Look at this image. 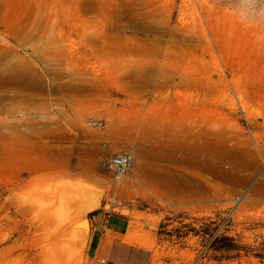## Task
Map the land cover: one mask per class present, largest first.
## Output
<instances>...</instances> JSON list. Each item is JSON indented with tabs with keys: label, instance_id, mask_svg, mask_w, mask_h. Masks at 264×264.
I'll return each instance as SVG.
<instances>
[{
	"label": "rangeland",
	"instance_id": "374dc122",
	"mask_svg": "<svg viewBox=\"0 0 264 264\" xmlns=\"http://www.w3.org/2000/svg\"><path fill=\"white\" fill-rule=\"evenodd\" d=\"M0 32V264L55 263L31 217L84 173L152 264H264V0H0Z\"/></svg>",
	"mask_w": 264,
	"mask_h": 264
},
{
	"label": "bare ground",
	"instance_id": "6f19581e",
	"mask_svg": "<svg viewBox=\"0 0 264 264\" xmlns=\"http://www.w3.org/2000/svg\"><path fill=\"white\" fill-rule=\"evenodd\" d=\"M138 169H139L140 176L144 180H146L147 176L149 175L147 173V171H149L147 164L145 162L140 163ZM59 175L63 177H69L71 173L68 171H60ZM82 175H83L82 178H78L76 182L71 181V178H70V182L68 181L69 180L68 178H67L68 179L67 181L60 180L62 182L60 185H63L62 186L63 189L60 187L61 192L59 193H57L58 190L53 191V195H56L60 202L58 203V200H55L56 203L59 204V209H60V210L58 209L59 213L53 215L56 212L54 211V208L56 210V206H58V205H54L53 203L54 212H52L50 209H44L42 212H40V214L34 213L35 215L32 214L34 215V217H31L32 219L31 221L33 222L34 225H36V227L38 228L40 227L42 229L44 226L46 227L49 226V228H51V230L49 231L50 235L48 236V242L46 245L48 244L51 245L50 249L52 250L53 260L55 261L56 264H85L86 263L85 262L86 260L85 261L83 260L84 257L82 258L80 245L85 243L88 237V234H89V227L87 228L85 226L87 224L84 221V219L82 217H79L75 212H77L81 208L91 203H93L94 204L93 206H95L98 203L100 193L104 190L105 184L101 180H99L97 177H95L94 175L86 174V173ZM77 183H79V186L80 185L84 186L85 190L79 192L77 189L78 186H76ZM50 184L52 183L50 182ZM184 184H187V185L189 184L191 186L190 191H192L191 190L192 183H190L189 180L182 182V184L180 182L174 183V184L171 183L170 186L173 188H180V185L184 186ZM180 189H182V187ZM47 191L50 192V190H47ZM51 191H52V188H51ZM48 196H50V194ZM50 203L48 204L50 205ZM31 209L33 208L31 207Z\"/></svg>",
	"mask_w": 264,
	"mask_h": 264
},
{
	"label": "crops",
	"instance_id": "0c3cea01",
	"mask_svg": "<svg viewBox=\"0 0 264 264\" xmlns=\"http://www.w3.org/2000/svg\"><path fill=\"white\" fill-rule=\"evenodd\" d=\"M163 176L169 187L171 183L180 182L176 180L173 173H165ZM187 180L189 179L182 182ZM189 182L191 183L190 180ZM181 187L188 192L191 186L184 184V186L180 185ZM145 233L147 232L140 230L131 219L125 216L99 211L91 216L88 253L94 259L107 264H152L153 248L139 236Z\"/></svg>",
	"mask_w": 264,
	"mask_h": 264
},
{
	"label": "built area",
	"instance_id": "2783aa9c",
	"mask_svg": "<svg viewBox=\"0 0 264 264\" xmlns=\"http://www.w3.org/2000/svg\"><path fill=\"white\" fill-rule=\"evenodd\" d=\"M133 156L129 152H119L114 154L110 160V168L116 174L117 177L125 175L133 165ZM117 203V199L110 197L107 205L103 208L105 211H109L114 208Z\"/></svg>",
	"mask_w": 264,
	"mask_h": 264
},
{
	"label": "water",
	"instance_id": "95a60500",
	"mask_svg": "<svg viewBox=\"0 0 264 264\" xmlns=\"http://www.w3.org/2000/svg\"><path fill=\"white\" fill-rule=\"evenodd\" d=\"M71 179H72V181L73 180H78L76 177H71ZM75 181V182H76ZM62 183V182H57V183H53V187L55 186V187H57L58 189V193L59 192H61V189L59 188V186L63 189V185L61 186L60 184ZM69 184V183H68ZM72 184V183H71ZM76 186H78V191L80 192V191H83V190H85V188H84V186H79V183H77L76 184ZM66 189H68V188H66ZM65 190V189H64ZM63 190V191H64ZM93 203H91V204H88L87 206H85V207H83V208H81L80 210H78L77 212H75V213H77V215L79 216V217H82L83 219H84V221L86 222V224L87 225H85L87 228L89 227L88 225H89V223L91 222V216L93 215V213L94 212H96L97 211V209H95V210H93L92 209V207H93ZM86 232V231H85Z\"/></svg>",
	"mask_w": 264,
	"mask_h": 264
}]
</instances>
